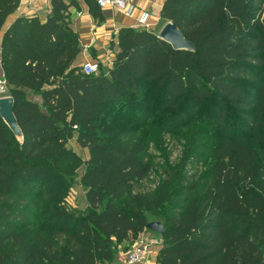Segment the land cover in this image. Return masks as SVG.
Instances as JSON below:
<instances>
[{"label": "trees", "instance_id": "obj_1", "mask_svg": "<svg viewBox=\"0 0 264 264\" xmlns=\"http://www.w3.org/2000/svg\"><path fill=\"white\" fill-rule=\"evenodd\" d=\"M20 2L0 0L1 67L24 136L0 116V264H115L153 221L158 264H264V0H165L161 22L195 49L122 27L112 67L92 75L77 65L76 0L3 31ZM163 135L185 142L179 159L135 190Z\"/></svg>", "mask_w": 264, "mask_h": 264}, {"label": "crops", "instance_id": "obj_2", "mask_svg": "<svg viewBox=\"0 0 264 264\" xmlns=\"http://www.w3.org/2000/svg\"><path fill=\"white\" fill-rule=\"evenodd\" d=\"M70 2L71 0H67ZM165 0H131L135 6L132 16H126L115 8L110 6L99 7L96 14L91 11L90 5L85 0H76L78 6L70 7V19L73 29L79 34L82 47L80 59L77 65L84 62H102L103 65L112 67L115 47L113 39L122 27H134L137 24L141 10L150 12V29L160 34V31L166 23H162L160 19V11ZM51 12V0H21L17 11L11 15L6 22L5 31L10 24L20 16H38L42 21H45ZM2 34L0 36V52H1ZM0 71L3 75L0 58ZM153 232H151L152 234ZM151 237L150 232H145L143 237L150 240L161 242V237L155 234ZM158 242V243H159ZM153 244L146 260L142 264H158L157 256L161 248L160 244ZM125 253L121 252L118 256V261L115 264L125 260Z\"/></svg>", "mask_w": 264, "mask_h": 264}, {"label": "rangeland", "instance_id": "obj_3", "mask_svg": "<svg viewBox=\"0 0 264 264\" xmlns=\"http://www.w3.org/2000/svg\"><path fill=\"white\" fill-rule=\"evenodd\" d=\"M0 75L1 71H0ZM7 94L9 95V88L7 91ZM32 99L34 98L32 95H29ZM36 99V97H35ZM163 141L158 142L157 144L151 143V150L149 152V155H151L153 162L157 165L154 172L151 173L149 177H147L145 180H143L141 183L135 185V190H142V191H149L152 190L157 183L160 181V178L162 176V173L158 170L159 166L164 165L166 163H175L183 150V147L185 145V142L181 140H177L178 137H174L172 135H163ZM68 146L72 149H74L78 154H80L84 159H88L89 152L87 149L81 148L75 139L71 140L68 144ZM157 146L165 148L166 152L161 153L157 151ZM199 162H195L190 166L191 172H201L204 169V161L202 159L198 160ZM80 174H82V170L80 171ZM75 188L72 191V196L70 200L77 204L79 202L85 201V193L82 190V188L78 185V181H75ZM151 217V216H150ZM152 231H150V236L154 237L155 232L151 234ZM157 236V235H156Z\"/></svg>", "mask_w": 264, "mask_h": 264}, {"label": "built area", "instance_id": "obj_4", "mask_svg": "<svg viewBox=\"0 0 264 264\" xmlns=\"http://www.w3.org/2000/svg\"><path fill=\"white\" fill-rule=\"evenodd\" d=\"M95 2L101 8L110 6L126 16H132L135 9L131 0H95ZM149 18L150 12L148 10H141L137 18V24L134 27L150 29ZM82 71L86 75L98 74L100 65L98 62H84L82 64ZM7 91L8 85L6 79L4 75H0V97L7 96ZM143 235L125 253V260L118 264H142L146 260L152 245L157 244L159 241L155 239L150 240L145 236L143 237ZM158 244H161V242Z\"/></svg>", "mask_w": 264, "mask_h": 264}, {"label": "water", "instance_id": "obj_5", "mask_svg": "<svg viewBox=\"0 0 264 264\" xmlns=\"http://www.w3.org/2000/svg\"><path fill=\"white\" fill-rule=\"evenodd\" d=\"M159 37L169 42L176 49H195L192 42L188 41L183 32L173 22H167L160 31ZM15 100L11 95L0 97V116L4 119L7 125L11 128L16 138L22 140L24 138L22 129L15 115ZM147 228L159 234L164 233L163 224L159 221L148 223Z\"/></svg>", "mask_w": 264, "mask_h": 264}]
</instances>
